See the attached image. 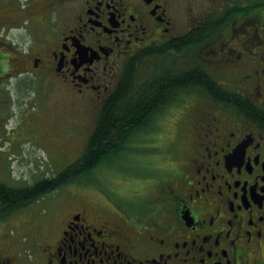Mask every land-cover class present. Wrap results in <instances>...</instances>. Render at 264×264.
<instances>
[{"label": "flooded vegetation", "instance_id": "af4514ba", "mask_svg": "<svg viewBox=\"0 0 264 264\" xmlns=\"http://www.w3.org/2000/svg\"><path fill=\"white\" fill-rule=\"evenodd\" d=\"M134 60L140 91L144 61L202 75L132 137L187 121L183 157L131 206L53 201L16 221L26 240L2 233L0 264H264V0H0L6 101L36 77L98 113Z\"/></svg>", "mask_w": 264, "mask_h": 264}, {"label": "rangeland", "instance_id": "374dc122", "mask_svg": "<svg viewBox=\"0 0 264 264\" xmlns=\"http://www.w3.org/2000/svg\"><path fill=\"white\" fill-rule=\"evenodd\" d=\"M33 80L21 79L17 87H10L11 95L7 91V101L0 98V182L11 186H25L54 176L77 159L98 114V108L90 101L73 105L62 98L59 91L42 86L43 80L36 77ZM167 118L157 138L137 136L130 141L140 151L118 155L104 169H97L83 179L69 181L34 201L32 206L22 207L10 226L2 227L1 224L0 237L7 232L15 243L26 240L22 233L27 229L26 224L20 227L16 221L26 223L30 216L49 214L46 210L43 213L42 209L53 201L66 204L81 198L113 210L116 205L126 206L122 201L127 198L136 200L145 196L153 167H163L165 162L178 163L183 157L180 138L176 134H182V127H187L189 122L175 123L172 118ZM3 216L1 214V218ZM49 219L53 217L45 220Z\"/></svg>", "mask_w": 264, "mask_h": 264}, {"label": "trees", "instance_id": "16d2710c", "mask_svg": "<svg viewBox=\"0 0 264 264\" xmlns=\"http://www.w3.org/2000/svg\"><path fill=\"white\" fill-rule=\"evenodd\" d=\"M140 66V60L128 63L113 94L101 106L94 123L96 127L91 130L88 142L77 159L56 176L41 178L27 187L0 183L1 212L18 211L69 181L83 179L97 169H104L111 165L114 157L135 152L130 143L134 133L153 123L152 116L168 106L169 97L176 92L175 102L178 104L182 101L180 94L189 92V85H201L200 74H176L170 77L166 68L144 61L143 67L147 69L142 72L143 89L140 91ZM165 170L163 167H153L152 172L149 170L153 173L150 176L162 177L167 173ZM145 192L149 194L151 191Z\"/></svg>", "mask_w": 264, "mask_h": 264}]
</instances>
